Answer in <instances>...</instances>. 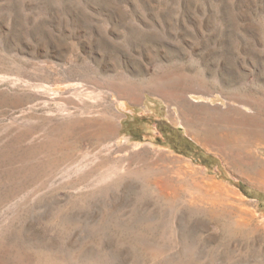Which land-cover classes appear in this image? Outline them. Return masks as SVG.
<instances>
[{"label":"rangeland","instance_id":"obj_1","mask_svg":"<svg viewBox=\"0 0 264 264\" xmlns=\"http://www.w3.org/2000/svg\"><path fill=\"white\" fill-rule=\"evenodd\" d=\"M217 112L264 129V0H0V264H264Z\"/></svg>","mask_w":264,"mask_h":264},{"label":"bare ground","instance_id":"obj_2","mask_svg":"<svg viewBox=\"0 0 264 264\" xmlns=\"http://www.w3.org/2000/svg\"><path fill=\"white\" fill-rule=\"evenodd\" d=\"M191 103H194V102H191ZM194 105L196 107L195 103ZM229 122L235 123V129H233L232 132H231L232 130L231 129L229 131L230 133H227L224 130L225 128L227 129L225 125L228 124ZM261 127L262 126L259 123H257V121H252L251 123H248V122H244L242 119L236 120V119L231 118L227 114H222V113L217 112V117L216 115H214L213 124L203 125L200 131L196 130V132L194 133L195 138L194 137L193 138L198 143L200 141V145H202L204 148L208 150L216 149L217 151H223V152L226 150H229L232 152L235 151L236 153L241 152V151L247 152V151H251L252 148L254 147L264 146V129H262ZM248 166L250 169H252V172L254 174V177H252L251 179L249 178L248 181L251 184L264 190V160L260 159L259 156L258 157L255 156L254 159L248 162ZM164 169H167V168L165 167L162 168L161 171H163V173L165 171ZM179 183L180 182L176 184L180 185L181 183L180 184ZM236 194L235 195L238 198V200L241 202H244V197L240 195L239 193H236Z\"/></svg>","mask_w":264,"mask_h":264},{"label":"trees","instance_id":"obj_3","mask_svg":"<svg viewBox=\"0 0 264 264\" xmlns=\"http://www.w3.org/2000/svg\"><path fill=\"white\" fill-rule=\"evenodd\" d=\"M182 139L184 141H186L185 144L180 146L183 149H181L179 151V150H177V146L174 145L175 147L173 146L172 150H174L175 152H178L184 156H187V157H188V153H190V152L194 153V154H196V153L198 154L199 152H203V150L200 147H198L197 145H195L189 138L184 136V138H182Z\"/></svg>","mask_w":264,"mask_h":264},{"label":"water","instance_id":"obj_4","mask_svg":"<svg viewBox=\"0 0 264 264\" xmlns=\"http://www.w3.org/2000/svg\"><path fill=\"white\" fill-rule=\"evenodd\" d=\"M238 193H239L240 195H242V193H241L240 191H238Z\"/></svg>","mask_w":264,"mask_h":264},{"label":"crops","instance_id":"obj_5","mask_svg":"<svg viewBox=\"0 0 264 264\" xmlns=\"http://www.w3.org/2000/svg\"><path fill=\"white\" fill-rule=\"evenodd\" d=\"M188 138V137H187ZM195 145H197V143H194ZM198 146V145H197Z\"/></svg>","mask_w":264,"mask_h":264}]
</instances>
